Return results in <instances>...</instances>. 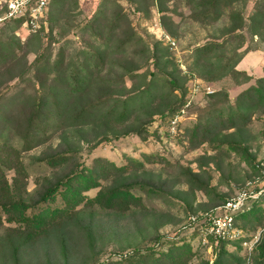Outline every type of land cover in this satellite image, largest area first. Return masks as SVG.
<instances>
[{"label": "rangeland", "instance_id": "1", "mask_svg": "<svg viewBox=\"0 0 264 264\" xmlns=\"http://www.w3.org/2000/svg\"><path fill=\"white\" fill-rule=\"evenodd\" d=\"M259 84L264 0H49L35 31L0 20V264H264ZM89 168L97 185L58 191L45 231L6 219ZM242 188L259 193L241 238L203 242L199 216Z\"/></svg>", "mask_w": 264, "mask_h": 264}, {"label": "trees", "instance_id": "2", "mask_svg": "<svg viewBox=\"0 0 264 264\" xmlns=\"http://www.w3.org/2000/svg\"><path fill=\"white\" fill-rule=\"evenodd\" d=\"M12 20L21 22L20 18H13ZM209 44H203L201 46H198V49H204L208 47ZM233 69L234 65H233ZM237 71V70H235ZM255 92L260 97H264V87L262 84H259L258 86H255ZM42 104L41 100L38 102V107ZM179 107L177 108L176 113L179 111ZM86 109L84 108L80 115L86 113L84 112ZM173 110L170 112V117L167 120H170L173 118L172 114ZM126 110L122 111L120 113V117H125ZM32 119H30L31 121ZM62 156H53L49 161L51 163L58 162ZM94 169L89 168L87 169V172H84L82 170H77L72 172L71 174H68L64 179H60L56 181L54 184L49 185L40 195L38 201L36 204L31 208V211H28V204L27 202H24L23 200H15V201H9V202H3V211L6 212V219L17 222L20 224V226H23L26 232H28V236L32 235H38L41 232L48 229L49 225L54 224L58 221V212L59 206H52L50 205V202L54 200L55 195L58 191H62L63 196L65 197V201L69 202L68 200L71 198H76L77 192H79L80 186L83 187V189H89L95 185H97V177L96 174H94ZM4 176L3 170L0 167V179ZM79 182V185L74 184L75 182ZM141 185H146L141 183ZM63 186V188L60 190V188ZM133 186L132 183L128 185L123 186H114L108 188L106 191H101L100 193H97L94 198L87 197V200L96 199L102 204L111 205L113 202H115L117 199L122 198L126 199L129 197V195H132L131 187ZM149 189L150 186H147ZM66 193H69L71 197H67ZM255 199L254 201H256ZM253 201V202H254ZM252 205V204H251ZM246 208L245 210L241 211L239 214L246 211L253 210V207ZM64 208H67V206H64ZM65 215L68 214V211L65 210ZM225 243V242H222ZM172 245H175L174 242L171 243ZM177 244V243H176ZM183 245V244H182ZM171 249V248H170ZM217 261H215L216 263ZM214 263V264H215Z\"/></svg>", "mask_w": 264, "mask_h": 264}, {"label": "built area", "instance_id": "3", "mask_svg": "<svg viewBox=\"0 0 264 264\" xmlns=\"http://www.w3.org/2000/svg\"><path fill=\"white\" fill-rule=\"evenodd\" d=\"M48 7L49 0H0V20L20 18L21 24L28 31H35L46 22ZM184 111V107L179 109V113ZM175 119L176 117H173L171 121L174 122ZM258 193V190L242 188L218 203L216 210H210L199 216L202 217L198 223L202 241L205 242L207 237H211L215 243L240 239L242 230L238 223V215L250 207L249 198H256ZM252 198L251 200L254 201L255 199ZM196 218H198L196 215H190V219L196 220Z\"/></svg>", "mask_w": 264, "mask_h": 264}]
</instances>
